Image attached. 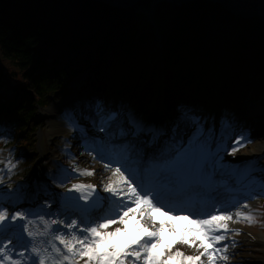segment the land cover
<instances>
[{"label":"trees","instance_id":"trees-1","mask_svg":"<svg viewBox=\"0 0 264 264\" xmlns=\"http://www.w3.org/2000/svg\"><path fill=\"white\" fill-rule=\"evenodd\" d=\"M150 6V0L123 10L93 0H0V112L5 126H15L16 116L24 122L10 139L27 129L35 106L62 95L81 74L87 77L80 98L109 88L144 106L163 73L169 111L177 100H209L226 118L246 102L264 104V21L198 0L158 4L153 25L140 12Z\"/></svg>","mask_w":264,"mask_h":264},{"label":"rangeland","instance_id":"rangeland-1","mask_svg":"<svg viewBox=\"0 0 264 264\" xmlns=\"http://www.w3.org/2000/svg\"><path fill=\"white\" fill-rule=\"evenodd\" d=\"M141 11L146 10L140 9ZM149 13L148 15L151 19L152 15ZM152 20H155L154 15ZM83 79L84 77L77 79L71 86L70 93L59 101L65 105L59 113L52 116L48 113L50 108L56 103L53 100H50L47 108L37 109L34 117L28 122L27 131L22 134L19 140L20 142L27 140V144L19 145L18 151L9 144L0 148V181H2L0 182V198L2 200L8 194L18 195L21 200V197L27 194L30 189L33 191L46 190L47 186L44 184V178L50 180L53 190L62 191L63 187L68 184L69 177H73L79 169L90 170L91 167L104 170L103 178H95L103 189L104 185L116 179L113 176V172L117 167H120L121 172L131 179L126 173L128 171L127 165L130 160L135 158L133 156L137 152L138 147H133L130 150L131 142L130 144L119 145V147H110V144L118 141L122 136L124 138V136L131 134L132 129L128 125H131L132 121L144 122L153 117L155 112H157V98L144 108L134 106L128 108L125 106V102L128 99L117 98V100H114L117 102V106L104 117L101 127L99 124L96 126L97 123L93 116H91V119H86L84 115H81L77 122L69 118L68 111L70 109V101L75 97L74 94ZM160 82L161 80L156 84V89L159 88ZM8 93L11 95L12 91ZM159 95L157 93V97ZM136 103L137 101L129 100V104ZM97 106L94 104L90 105V109H94V114L97 113ZM112 106L113 104L110 102L108 107L112 108ZM161 106L162 109L159 112L161 123L164 120L174 121L170 114L165 113L164 105L162 104ZM87 110L89 111V107ZM176 112L179 116L177 115L175 120L179 122L183 118L185 119L184 125L187 126L181 133V141L178 143L177 148L172 149L157 166H153V168L156 167L153 174L158 172L157 177H160L156 181H166L172 177V174L167 171L171 170L169 165L174 158L173 154H176L175 152L187 148L194 139L200 140L201 152L203 154H214L215 156L213 163L210 165L212 172L221 176H217L214 187L227 185V188H223L222 192H231L216 205L212 214H218L220 211L227 209L233 215L231 222L234 227L230 231L229 236L232 239V246L238 252L229 256L231 259L228 260H232L231 262L218 260L217 264H252L251 262L254 263L256 258H264V247L259 244L260 237L264 238V104L259 101L246 102L241 111L234 112L231 115L230 122L224 125H222L223 121L227 118H225V115L222 116V114L218 116L212 105L202 107L195 105L192 108L188 107V109L185 106H180V109ZM188 118H191L189 122ZM235 121H237V127L232 126ZM18 122L20 127H24L22 120H18ZM111 123L119 124V129L109 137H106V126H110ZM79 131L87 135L89 139L87 141L82 140ZM9 132L10 129L0 128V146L4 142L6 143ZM228 132L233 135L228 136ZM171 133L172 138H177L178 131L175 128ZM98 140L104 142L103 152L106 157L109 156L111 158L110 163L96 160L93 153L87 150V143L96 145ZM233 149H236V151H233ZM54 155L62 158L65 165L61 167V170L57 169V171L51 173L49 164L50 158ZM84 160H90L91 165L85 164ZM9 161H11V165H14L11 168V172L8 171L11 166ZM62 170L71 175H63ZM232 181L235 183L228 186ZM167 184L172 185L173 180L171 182L168 180ZM54 204L55 196L49 193L46 198H40L38 205L50 208ZM2 207L5 206L1 205L0 208ZM110 207H115L112 203V197L106 212ZM17 210L23 211L13 208L9 214L12 215ZM237 212L245 215L250 214L254 222L250 223L243 217L236 216ZM70 216L68 215L62 219L58 215L59 220H55L63 228L62 233L66 238H70L71 233H68L67 230L69 228L65 227L64 221L70 219ZM164 216H166L165 221H168L169 217L175 219L170 214ZM71 219L76 220V217H71ZM173 219H171V222ZM114 227L115 225L111 226L110 230ZM236 230L239 231L237 232ZM180 246L188 255H199V252L202 251L188 244H181ZM202 259L207 264V257H202Z\"/></svg>","mask_w":264,"mask_h":264},{"label":"snow or ice","instance_id":"snow-or-ice-1","mask_svg":"<svg viewBox=\"0 0 264 264\" xmlns=\"http://www.w3.org/2000/svg\"><path fill=\"white\" fill-rule=\"evenodd\" d=\"M196 150L191 151L194 154ZM181 162L179 155L173 161L174 164ZM12 167L14 165L9 167V172ZM82 174L94 175L87 170H84ZM113 176L116 179L104 185V191L111 194L115 207H110L106 213L93 219L82 218L80 223L86 226L79 229L78 233L73 231L70 238H66L63 234L56 235L54 239L58 240L63 248L53 244V252L49 253L46 248L33 246L31 252L34 256L31 264H80L81 260L83 264H205L202 259L205 256L207 264H217L218 260H228L227 245L223 247H216V245L226 239V233L229 231L228 222L233 220L229 210L224 209L218 214H208L204 219L190 220L189 223L197 227H186L183 230L184 235L178 240H168L164 235L165 227L174 235L177 229L171 223L172 217H169L168 221L157 222L156 213L168 215L162 212L166 205L160 203L159 196L153 194L151 189L133 183V180L121 172L120 167L115 169ZM95 187L92 184L72 185L75 191L88 189L89 192H94ZM82 198L88 200L89 196L84 195ZM87 210V208L83 209V211ZM171 211L173 209L169 208L168 212ZM236 216L243 217L250 223L254 222L250 214L237 212ZM130 219L136 220L132 228L128 227ZM17 220L27 221V223L17 224L15 223ZM31 223L33 222L28 221L22 211L17 210L10 215L7 207L0 208V233L19 230L21 234L26 232L29 237H35L37 233L29 228ZM52 223L57 222L52 221ZM113 225L115 227L110 230ZM65 227L76 229L77 221L71 220ZM54 231H60V229L57 228ZM176 243L195 246L202 251L199 255H186L179 249L173 251ZM10 244L12 239L8 238L7 243L0 246V257H2L0 264H21L20 260L13 259L7 253ZM20 255L23 256V253Z\"/></svg>","mask_w":264,"mask_h":264},{"label":"bare ground","instance_id":"bare-ground-1","mask_svg":"<svg viewBox=\"0 0 264 264\" xmlns=\"http://www.w3.org/2000/svg\"><path fill=\"white\" fill-rule=\"evenodd\" d=\"M152 3V1H151ZM152 5V4H151ZM152 19V17H151ZM62 108V104H54L48 113L52 115H55L56 113H59L60 109ZM181 116V115H180ZM191 120V118H188V122ZM156 117L150 118L147 121L144 122H136L132 121L131 125H128L131 127L132 132L129 137L128 136H123L118 139V141H114L110 144V147H119V145L123 144H131L132 146L129 148L133 147H138L137 152L134 155V162L138 165V167H133L131 163H129L128 166V171H126L127 174L130 175L135 181L133 183L142 185L146 187V184L149 183L147 182L146 174H145V169L147 163H155L157 164L161 161L162 158H164L172 149H176L178 146V143L181 141L180 137L182 136V129L185 128L184 121L185 119H180L179 122L175 124V129L178 131L177 133V138H171L169 134L164 130V123L160 124V121H158ZM159 126L155 132V144L154 147L151 148L149 145H144V140L143 136L144 134L141 131H144V129L148 130L149 128ZM106 131H105V136L109 137L112 133H114L116 130L119 129V124L117 123H111L110 126H106ZM145 130V131H146ZM169 132V131H168ZM235 133V131H234ZM228 136L233 135L231 132H228ZM235 135V134H234ZM179 137V139H178ZM133 141V142H132ZM157 144V147H155ZM166 146V147H165ZM87 150L90 153H93V156L95 157L96 160L102 161L100 157H96L94 155V152L96 149H98L94 144H88L86 146ZM158 150V151H157ZM155 155V157H154ZM152 156V158H150ZM199 159L196 160L197 163L200 165L206 164L210 161V155L209 154H200ZM176 158L173 160L175 161ZM5 161V159H3ZM173 161L170 163V169L177 175V177H180L181 183L185 186L186 184H189V187H193L192 184H195V187L198 188V184H200L201 188L205 187L207 188H212L213 184L212 182L217 180V176L221 177L220 175H215L214 172L209 171L208 173L205 174H199L198 172H192L184 166L179 164H174ZM85 164L91 165L90 160H84L83 161ZM50 167L52 169L56 168L61 170V166L59 165H54L52 162L50 163ZM85 169H79L73 177H69L68 181L70 182H75V183H81V184H88L89 181H94L95 178H103V171L101 168H93L91 167L90 170H87L89 172H93L94 175H87V174H82ZM63 175H68L70 176L71 174H68L66 171L62 170ZM140 174V176H139ZM131 180V179H130ZM214 181V182H215ZM237 181V180H236ZM235 182H231L229 185H233ZM150 186H154L152 183H150ZM199 186V187H200ZM162 187V192L163 196L161 197L162 200H164V205H166V208H172L174 206V200H179L178 207L179 209H182V214L183 218H175L171 222L173 225H175L176 228H178V231H180V235H184V229L186 227L190 228L193 226V224H190L189 221L193 220V217L196 218H204L207 217L208 214H212L210 212L209 206L206 208L200 207L196 213L195 216L189 215V213L184 212V211H189L192 207H195V203H192L190 200H183L179 196H176L175 194H167V191L170 192L171 188L163 184L161 185ZM188 187V188H189ZM204 189V188H203ZM214 189V188H212ZM221 188H216L215 192L213 193V196L211 199L213 200L212 202L217 203L222 200L224 192L220 190ZM31 192H33L30 189V195ZM189 192V189H188ZM80 193L84 194H93V192H89L88 189L82 190ZM181 194V192L179 191ZM109 196V199L111 198V194L107 193ZM208 194V193H207ZM78 195H75L74 198H77ZM210 202V201H209ZM210 202L209 204H211ZM3 205L8 208V211L11 212L13 208H18L20 210H24L23 212L27 216L28 221H32L33 223L29 224L30 230H32L34 233H37L35 237H29L26 232L25 234L27 236V239L29 240V244L27 249H24L20 247L21 245L17 244L16 242L12 241V244H10L9 248H7V253L13 257V259H18L21 261V264H31L32 257L34 254L31 252V248L33 246L40 247L41 249H48L49 253L53 252L52 245L55 244L58 247L63 248V246L60 245L58 240H55L53 236V224L52 221H54L57 217V213L61 208H58L57 206H54L51 209H44V208H38L36 200L34 197H24L21 198L18 195H13V194H8L7 197H4L3 200L0 198V206ZM172 205V206H171ZM204 205H208L205 203ZM233 208V207H232ZM235 208V207H234ZM181 211V210H180ZM35 212V214H34ZM210 212V213H209ZM104 214V213H103ZM157 216V222L159 221H165L166 216L161 215L160 213H156ZM43 217V219H41ZM184 217H187V219H184ZM138 219V217H137ZM19 223H27V221H20ZM18 223V224H19ZM136 223V220L130 219L128 227L132 228V226ZM229 224V231L226 233V239L219 242V244L216 245V247H223L224 245H227V253L226 255L228 256V259H231L229 257L231 254L233 255L234 253L237 254V250L235 247L232 246V239L229 236L230 231L233 230L234 225L232 224L231 221L228 222ZM195 225V224H194ZM71 231V230H70ZM14 232H9L8 236L1 237V240H5L7 243V239L11 238ZM57 235H61L60 233H57ZM164 235L167 238L174 239V234L171 232L170 229L165 227L164 229ZM259 244L264 247V238L260 237ZM180 251L184 252L186 255H188L185 251H183L179 246L177 247ZM20 253H23V256L20 255ZM2 258V257H0ZM235 259V257H233ZM236 260V259H235ZM232 260H228V262H231ZM252 264H264V258H256V260L251 262ZM80 264H83V260L80 261Z\"/></svg>","mask_w":264,"mask_h":264},{"label":"water","instance_id":"water-1","mask_svg":"<svg viewBox=\"0 0 264 264\" xmlns=\"http://www.w3.org/2000/svg\"><path fill=\"white\" fill-rule=\"evenodd\" d=\"M95 2H100L106 4L115 9H127L142 0H93ZM198 0H152V5L150 8V14L154 15L155 6L158 3H171L178 7L184 6L191 2H196ZM212 3L219 4L224 7L227 11L234 14L235 16H240L243 19L250 20L254 17H258L260 20L264 21V0H209Z\"/></svg>","mask_w":264,"mask_h":264}]
</instances>
